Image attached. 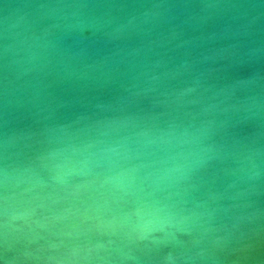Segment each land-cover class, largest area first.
I'll return each instance as SVG.
<instances>
[{
  "label": "water",
  "instance_id": "95a60500",
  "mask_svg": "<svg viewBox=\"0 0 264 264\" xmlns=\"http://www.w3.org/2000/svg\"><path fill=\"white\" fill-rule=\"evenodd\" d=\"M0 264H264V0H0Z\"/></svg>",
  "mask_w": 264,
  "mask_h": 264
}]
</instances>
